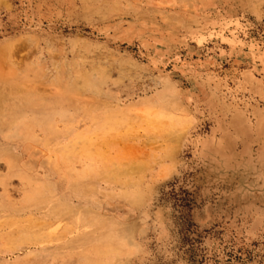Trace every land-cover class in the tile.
Wrapping results in <instances>:
<instances>
[{
  "label": "rangeland",
  "instance_id": "374dc122",
  "mask_svg": "<svg viewBox=\"0 0 264 264\" xmlns=\"http://www.w3.org/2000/svg\"><path fill=\"white\" fill-rule=\"evenodd\" d=\"M0 264H264V0H0Z\"/></svg>",
  "mask_w": 264,
  "mask_h": 264
},
{
  "label": "trees",
  "instance_id": "16d2710c",
  "mask_svg": "<svg viewBox=\"0 0 264 264\" xmlns=\"http://www.w3.org/2000/svg\"><path fill=\"white\" fill-rule=\"evenodd\" d=\"M181 202H183V200H181ZM181 207H184V206H181Z\"/></svg>",
  "mask_w": 264,
  "mask_h": 264
},
{
  "label": "bare ground",
  "instance_id": "6f19581e",
  "mask_svg": "<svg viewBox=\"0 0 264 264\" xmlns=\"http://www.w3.org/2000/svg\"><path fill=\"white\" fill-rule=\"evenodd\" d=\"M84 88V87H83ZM246 88V87H245Z\"/></svg>",
  "mask_w": 264,
  "mask_h": 264
}]
</instances>
